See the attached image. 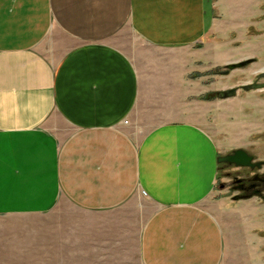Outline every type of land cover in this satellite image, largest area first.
<instances>
[{
  "label": "crops",
  "instance_id": "obj_1",
  "mask_svg": "<svg viewBox=\"0 0 264 264\" xmlns=\"http://www.w3.org/2000/svg\"><path fill=\"white\" fill-rule=\"evenodd\" d=\"M220 1L0 0V264L34 221L38 264H264L214 210L236 142L189 115L215 34L252 24L253 0H228L239 28Z\"/></svg>",
  "mask_w": 264,
  "mask_h": 264
},
{
  "label": "rangeland",
  "instance_id": "obj_2",
  "mask_svg": "<svg viewBox=\"0 0 264 264\" xmlns=\"http://www.w3.org/2000/svg\"><path fill=\"white\" fill-rule=\"evenodd\" d=\"M232 2L220 1L221 23L224 27L239 28L240 25H236L240 22L239 18L230 13L235 9L228 7ZM252 12V24L250 27L247 26L248 31L218 32L215 34V39H220L221 47L214 50L206 48L204 78L201 79L199 76L193 81L199 83L203 93L189 97L190 105L194 109L193 112L189 110V115L198 119L204 117L209 130L219 141H234L237 146L234 150L245 149L254 156L255 161H260L264 160V89L246 91L241 87L251 83H264V79L257 80L260 71L264 70V0H253ZM246 18L248 21L250 17ZM243 61L249 63L241 68L226 69L227 64ZM231 88L237 90L234 97L217 98L218 92L228 91ZM196 103H199V108ZM132 130L136 135H142L149 128H132ZM253 175L254 173L247 168H236L234 165L221 163L218 187L226 191V205L220 203V207L219 205L213 207L225 224L231 220L239 222L235 226L240 227L246 222V225H243L245 238L256 239L258 235L263 240L262 247L257 249L256 241L253 240L252 248L264 253V199L259 195L240 199L236 197L237 192L234 188L239 178H251ZM258 175L264 176V167ZM262 195L264 196V192ZM140 211L143 222L145 217L153 212V207L145 200H141ZM35 231V221L24 224V264H38L36 247L32 239ZM246 243L250 244L251 241ZM132 251V248H126L123 263L120 262L119 256L118 264H140L138 257ZM87 259L93 260L88 261V264H117L118 257L108 255L87 257Z\"/></svg>",
  "mask_w": 264,
  "mask_h": 264
},
{
  "label": "water",
  "instance_id": "obj_3",
  "mask_svg": "<svg viewBox=\"0 0 264 264\" xmlns=\"http://www.w3.org/2000/svg\"><path fill=\"white\" fill-rule=\"evenodd\" d=\"M249 62L248 61H243L240 63H233V64H227L226 65V69L227 70H233V69H237V68H241L244 67L245 65H247ZM264 79V70L260 71L257 80H261ZM243 90L249 91V90H260V89H264V83H251V84H247V85H243L241 87ZM236 89L235 88H231L228 91H221L217 93V98L218 99H228V98H232L236 95ZM252 156L248 155L244 150H235L233 151L232 154L230 155H226L223 157L219 158V163H227L229 165H234L236 168H255V167H259L260 164L259 163H253L252 162Z\"/></svg>",
  "mask_w": 264,
  "mask_h": 264
},
{
  "label": "flooded vegetation",
  "instance_id": "obj_4",
  "mask_svg": "<svg viewBox=\"0 0 264 264\" xmlns=\"http://www.w3.org/2000/svg\"><path fill=\"white\" fill-rule=\"evenodd\" d=\"M232 153L233 151H231L227 155H230ZM247 154L252 156L249 153ZM252 158H253L252 162L255 164L259 163L260 166L255 167L253 169L246 167L247 169L251 171V173H254L253 177L251 178L241 177L235 182L234 188H235V191L237 192L236 197H239L240 199H245V198L247 199L250 196H258V195L259 197H262V199H264V196L262 195L264 192V176L258 175L259 172L264 167V160L255 161L254 156H252Z\"/></svg>",
  "mask_w": 264,
  "mask_h": 264
}]
</instances>
